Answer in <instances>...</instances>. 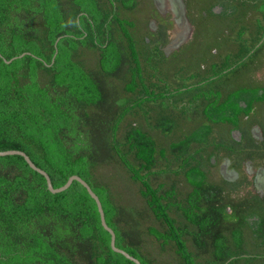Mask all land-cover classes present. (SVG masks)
<instances>
[{"label":"trees","instance_id":"1","mask_svg":"<svg viewBox=\"0 0 264 264\" xmlns=\"http://www.w3.org/2000/svg\"><path fill=\"white\" fill-rule=\"evenodd\" d=\"M185 2L193 35L169 52L176 23L154 0H0V151L25 152L54 188L85 180L141 264H264V230L220 207L214 171L256 95L264 0ZM230 18L235 46L179 61L201 19ZM110 245L81 183L53 194L24 157L0 156V264H136Z\"/></svg>","mask_w":264,"mask_h":264},{"label":"flooded vegetation","instance_id":"2","mask_svg":"<svg viewBox=\"0 0 264 264\" xmlns=\"http://www.w3.org/2000/svg\"><path fill=\"white\" fill-rule=\"evenodd\" d=\"M220 11L221 8L217 7L216 12ZM152 22L151 26L154 27ZM252 67L244 66L239 73ZM257 67L259 70L254 72L255 81L249 87L256 95L249 93L245 100L239 102L243 108L250 104L251 109L240 112L238 119L241 126L231 132L238 149L235 152L232 149L229 153L224 149L214 160V171L219 182L217 200L222 203L220 207L232 214L233 205L239 204V214L249 216L251 223L245 231L254 232L255 238L258 234L262 235L264 230V222L262 227L258 224L260 218L264 220V64L254 66ZM220 155H223L222 159ZM256 223L257 226H252Z\"/></svg>","mask_w":264,"mask_h":264},{"label":"rangeland","instance_id":"3","mask_svg":"<svg viewBox=\"0 0 264 264\" xmlns=\"http://www.w3.org/2000/svg\"><path fill=\"white\" fill-rule=\"evenodd\" d=\"M196 1V0H195ZM142 9L146 12H148L149 7H150V0H142ZM154 5L155 1H154ZM157 8V7H156ZM158 10V9H157ZM166 12L164 13V16L167 17V14L170 16H173L172 13L169 12L168 8L165 7ZM220 9H218L219 11ZM159 12V10H158ZM161 13V12H160ZM147 13H141L137 17L141 20L146 18ZM162 15V14H161ZM174 19V16H173ZM152 25L156 26V21L152 20ZM233 21L231 18L229 20H225L224 22L222 20H210L209 22L204 21L201 19L199 21V24L197 26V38L195 41L191 42L188 47H186L181 54V59L179 61H182L183 59L187 61L192 62V54H196L197 61L198 63H212L216 58H219L222 56V54H225L226 51L228 50V47H233L236 43V39H232L231 42L228 40L229 38L235 37L234 34L229 36H226L225 33L228 30L227 27H231L234 24H230L229 22ZM186 31L185 28H178L177 25L174 26L172 33H174L173 37V43L169 45L167 48V51L174 49V47L177 46L179 42L187 41V39H190L191 36L193 35V30L192 28L189 30V32H186V35L183 33ZM181 36V38H180ZM178 47V46H177ZM213 49V53H218L215 55L213 58V54H210V50ZM171 52V51H169ZM185 54V55H184ZM233 75H230L229 78H231ZM247 77L241 78V80L245 79ZM235 80H240V79H234L232 78V82H235Z\"/></svg>","mask_w":264,"mask_h":264},{"label":"water","instance_id":"4","mask_svg":"<svg viewBox=\"0 0 264 264\" xmlns=\"http://www.w3.org/2000/svg\"><path fill=\"white\" fill-rule=\"evenodd\" d=\"M157 9L159 10V12H161L160 14L164 15V13L166 12L165 7L168 8L169 12L172 13V15L174 16V21L177 25L178 28H185L186 31L183 33L184 35H186V32H189V30L192 28L190 25V21L188 19L187 16V5L185 0H154ZM218 11V9H217ZM181 38V36H180ZM185 41H181L177 44L178 47H180ZM176 46V47H177ZM26 55V53L22 54L21 57H24ZM8 63L12 62V61H7ZM7 155H20L22 157H24V159L26 160V162L30 165V167L37 171L38 173L42 174L46 181H47V185H48V189L50 190V192H52L53 194H57V193H61L67 189H69L74 181H78L79 183H81L89 192V194L92 196V198L96 201L98 208H99V212L101 215V222L103 227L111 234V245L113 250L117 253H123V255L125 257H127L128 259H130L131 261L135 262L136 264H141V262L136 259L135 257L131 256L130 254H128L126 251H124L123 249L118 248L116 245V234L114 232L113 229H111L109 227V225L107 224L106 221V216H105V212L103 209V205L102 202L100 200V198L98 197V195L93 191V189L91 188V186L83 179H81V177L74 175L70 178H68V182L60 187V188H54L52 180L50 179L49 174L42 170L41 168H39L32 160L31 158L23 151H17V150H10V151H0V156H7Z\"/></svg>","mask_w":264,"mask_h":264},{"label":"bare ground","instance_id":"5","mask_svg":"<svg viewBox=\"0 0 264 264\" xmlns=\"http://www.w3.org/2000/svg\"><path fill=\"white\" fill-rule=\"evenodd\" d=\"M168 15V14H167Z\"/></svg>","mask_w":264,"mask_h":264}]
</instances>
